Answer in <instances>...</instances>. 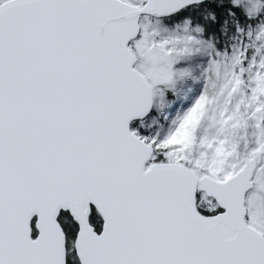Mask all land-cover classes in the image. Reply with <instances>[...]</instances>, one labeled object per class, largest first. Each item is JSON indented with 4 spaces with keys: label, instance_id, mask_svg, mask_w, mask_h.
Masks as SVG:
<instances>
[{
    "label": "snow or ice",
    "instance_id": "6c2138e0",
    "mask_svg": "<svg viewBox=\"0 0 264 264\" xmlns=\"http://www.w3.org/2000/svg\"><path fill=\"white\" fill-rule=\"evenodd\" d=\"M0 264H264V0H0Z\"/></svg>",
    "mask_w": 264,
    "mask_h": 264
}]
</instances>
